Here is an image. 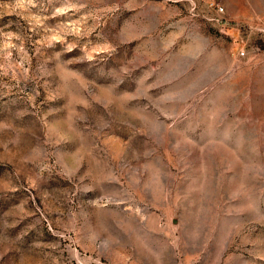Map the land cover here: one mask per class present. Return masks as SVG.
Masks as SVG:
<instances>
[{
	"label": "rangeland",
	"instance_id": "1",
	"mask_svg": "<svg viewBox=\"0 0 264 264\" xmlns=\"http://www.w3.org/2000/svg\"><path fill=\"white\" fill-rule=\"evenodd\" d=\"M0 264H264V0H0Z\"/></svg>",
	"mask_w": 264,
	"mask_h": 264
},
{
	"label": "built area",
	"instance_id": "2",
	"mask_svg": "<svg viewBox=\"0 0 264 264\" xmlns=\"http://www.w3.org/2000/svg\"><path fill=\"white\" fill-rule=\"evenodd\" d=\"M240 55H241V56H244V55H245L244 50H241V51H240Z\"/></svg>",
	"mask_w": 264,
	"mask_h": 264
}]
</instances>
